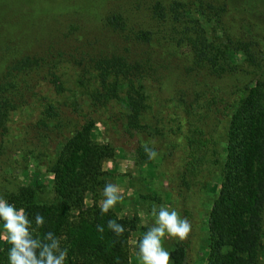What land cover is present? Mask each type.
Wrapping results in <instances>:
<instances>
[{
  "label": "trees",
  "instance_id": "obj_1",
  "mask_svg": "<svg viewBox=\"0 0 264 264\" xmlns=\"http://www.w3.org/2000/svg\"><path fill=\"white\" fill-rule=\"evenodd\" d=\"M229 5L240 21L264 19V0H0V196L24 207L34 229L44 216L33 236L62 238L66 264H131L139 218L102 215L97 199L109 183L104 162L118 151L154 162L145 145L192 225L186 241L171 239V264H196L200 241L205 264H261L264 49L258 39H207L202 21ZM29 160L52 178L19 181ZM9 248L0 240V264Z\"/></svg>",
  "mask_w": 264,
  "mask_h": 264
},
{
  "label": "rangeland",
  "instance_id": "obj_2",
  "mask_svg": "<svg viewBox=\"0 0 264 264\" xmlns=\"http://www.w3.org/2000/svg\"><path fill=\"white\" fill-rule=\"evenodd\" d=\"M234 10L233 5H229L224 12L212 14L208 22L202 21L207 39H258L260 41L259 45L264 49V19L260 18V16L255 18V16L249 15V18L247 17L244 18L245 20L240 21L238 17L242 15H239L240 12ZM197 16L200 17L198 14ZM248 19H250V22ZM182 27H184L183 24L178 29L185 31V28L183 29ZM180 34L177 39L181 36ZM188 50L187 46L180 48L183 54H187ZM233 58L237 63H243L242 56L237 54L233 55ZM25 115V111L17 113L13 116V121L15 123L23 121L26 118ZM101 137V135H98L97 138L101 140ZM222 146L224 147V143ZM221 155L223 157V151ZM20 163H22V160ZM102 168L109 175V183L118 185L123 196L122 201L118 202L113 210L120 217L137 215L139 218L138 228L132 232L129 239V256L131 264H142L137 254L138 242L148 229L155 224L156 217L152 215V209L155 207L158 211L160 206H164L169 210L175 209L178 212L177 195L167 192L165 176L162 169L157 165L156 158L154 162L136 165L133 154L128 151H118L115 159L104 162ZM14 175L23 183H28L31 180H43L46 182L52 178L51 173L46 172L40 164L32 160H29L26 167L18 168ZM101 193L97 199L98 204L104 199ZM154 196L159 198V201L153 200ZM214 196V193L210 192L205 197L203 196L206 206L200 209V216L204 217L206 215L210 207L209 203ZM49 197L53 199L52 195H49ZM84 202L86 206L92 203L91 193L87 192L85 194ZM72 219H74V215H72ZM2 225L3 222L0 223L1 229ZM171 239L166 237L162 241L165 250L169 249ZM200 244L201 246H196L195 244L194 258L196 264H205L207 247L205 242L200 241ZM261 264H264V247L261 251Z\"/></svg>",
  "mask_w": 264,
  "mask_h": 264
},
{
  "label": "clouds",
  "instance_id": "obj_3",
  "mask_svg": "<svg viewBox=\"0 0 264 264\" xmlns=\"http://www.w3.org/2000/svg\"><path fill=\"white\" fill-rule=\"evenodd\" d=\"M144 151L149 159L157 156L156 151L147 145ZM101 194L104 197L99 202L102 215L108 214L123 199L119 186L113 183H106ZM152 215L156 217L155 224L139 240L137 254L142 264H171V253L165 250L162 241L166 237L186 241L192 231L191 222L187 217L181 218L175 209L169 210L164 206H160L158 211L154 207ZM0 221L3 222L0 240L10 245L8 264H66L68 248L61 246L62 238L53 232L45 233L42 238L33 236L34 231L45 225V218L40 213L35 214L34 229L33 221L24 207L17 209L13 203L0 196ZM107 228L117 237L126 231L116 219H109ZM97 231L102 234L104 226L98 225ZM115 264H119L118 257Z\"/></svg>",
  "mask_w": 264,
  "mask_h": 264
}]
</instances>
